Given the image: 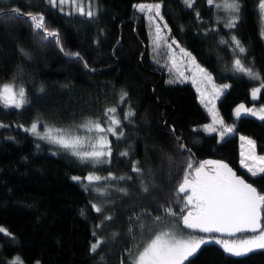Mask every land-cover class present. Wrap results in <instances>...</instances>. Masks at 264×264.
I'll use <instances>...</instances> for the list:
<instances>
[{
	"label": "trees",
	"instance_id": "1",
	"mask_svg": "<svg viewBox=\"0 0 264 264\" xmlns=\"http://www.w3.org/2000/svg\"><path fill=\"white\" fill-rule=\"evenodd\" d=\"M145 1L162 3L170 36L216 82L229 83L218 105L223 117L235 124L233 134L221 140L203 129L210 113L194 85L170 67L164 42L157 48L162 62L152 59V28L145 13L135 7ZM239 2L240 19L235 29H228L217 21L216 9L206 0H195L192 8L183 0H92L96 12L92 18L68 15L46 0H0V14L13 8L23 14H42L46 27L59 33L65 50L80 52L89 68L95 69L70 60L54 43L42 42L27 22L0 25V94L4 84L11 85L14 93L22 86L29 101L15 108L0 100V123L4 125L0 127V227L11 234L0 233V264H11L17 258V264H121L122 260L131 264L128 249L134 250L137 237L152 229L154 217L160 216L164 223L177 219L166 216L163 209L182 206L175 202L176 188L189 161L193 163L190 179L197 162L224 161L264 194V180L250 178L241 164L239 137L251 136L257 151L264 153V121L233 114L239 103L264 105V85L259 98L252 99L251 91L260 80L248 78L234 63L239 57L264 80L262 20L259 0ZM232 35L247 49L246 54L233 52ZM121 91L128 93L123 105L118 101ZM129 104L135 111L131 123L124 120ZM109 107H117L125 135L120 141L111 136V163L100 167L54 152L24 130L36 121L48 127H74L97 118L104 121V110ZM174 136L191 151L179 150ZM124 151L129 155L120 156ZM136 161L143 177L149 178L147 193L131 171ZM95 170L134 177L125 188L128 195L110 187L108 196L113 202L97 205L93 193L72 179ZM93 204L103 212H95ZM105 215L112 219L103 220ZM94 231L105 241L97 253L90 251L97 238ZM190 260L192 264H264V249L236 257L213 243L202 246Z\"/></svg>",
	"mask_w": 264,
	"mask_h": 264
},
{
	"label": "snow or ice",
	"instance_id": "2",
	"mask_svg": "<svg viewBox=\"0 0 264 264\" xmlns=\"http://www.w3.org/2000/svg\"><path fill=\"white\" fill-rule=\"evenodd\" d=\"M46 2L52 6L57 7L61 12L64 11V6L72 4L75 6L74 12H68V15L78 14L85 18H92L96 15V12L88 7L85 10L83 0L78 3L77 0H46ZM183 3L192 8L195 0H183ZM206 3L219 10H223L227 15L223 18L222 22L224 27L228 29H235L240 19L239 13L241 10V4L239 0H206ZM136 9L140 13L148 14V20L150 26L154 29L153 45L154 48L158 47L163 40L168 48H171V44L167 43V37L162 35L164 29H168V25L165 22L163 28L160 23H157V18L163 21V16L160 15L159 3H140L137 4ZM259 15L261 20L264 21V0H259L258 4ZM199 17V12L196 13ZM218 21H221L220 17H217ZM24 21L30 24L35 29V35L41 39L42 42L54 43L59 51L68 57L72 61H77L83 64L86 69H90L88 62L84 60L80 52H69L63 47L59 33L55 30H49L44 23V16L42 14H33L31 12L23 14L19 10L13 8L7 14H0V25H7L10 22ZM171 29H168L170 33ZM261 35L264 36V28H262ZM175 43V41H173ZM221 43L228 44V41L222 40ZM231 43L234 53L246 54L247 49L243 46L241 41L235 36H231ZM23 53V50H21ZM27 55V53H23ZM190 57V53L186 54ZM194 60V58H192ZM235 67L238 71L243 72L248 78L253 80H260L264 85V80H261L260 74L253 70V67H246L242 64V61L237 57L234 61ZM201 71H204L201 69ZM205 75L210 80L209 74ZM170 83L172 81H169ZM230 85H223V89H227ZM43 91V89H41ZM260 91L259 88L253 90V98H256V94ZM221 90L217 89L216 94L219 95ZM18 97V98H17ZM128 99V93L121 91L118 96L120 105L126 103ZM0 100L3 101L5 106H12L15 108H23L29 101L26 99V90L24 87H20L18 93H14L12 86L9 84L3 85V93L0 94ZM203 102V101H202ZM208 106L207 104L205 105ZM250 112L253 116L256 115L252 109H246L241 104L237 109V115L241 110ZM211 111V109H209ZM264 111V109H262ZM135 116V111L131 105H128V110L124 114V120L131 123V117ZM215 119V115H214ZM261 121H264V115L260 116ZM104 124L102 125L99 118L89 119L83 124L79 125V128L85 129L87 132H96L98 135L87 140L80 136L72 135L64 129H53L49 127L44 135H40L38 129L40 122L32 123L30 128L24 129L30 132L39 139L46 140L51 144L57 145L59 148L69 152L72 156H75L80 160L82 164L95 168L97 165L111 163L110 157L112 156L111 141L108 139V135L115 137L117 141L124 138L123 123L118 116L117 107H109L104 110L103 113ZM0 127L4 125L0 124ZM20 127H23L21 125ZM210 130L211 126H208ZM53 131L57 134L53 135ZM175 133V129L172 130ZM231 131V129H228ZM99 133H105V135H99ZM223 138V137H221ZM177 142L179 150H186V145L183 144L180 137L174 136ZM246 139V138H242ZM87 143V148L85 144ZM248 144L255 147V143L252 140H248ZM120 156H128L127 151L120 152ZM259 159L262 166L257 168L249 167L244 164L247 169V173L250 178L264 180V156L253 157ZM198 163L195 168V175L192 179L189 178L190 171L193 169V163L189 161L184 170L181 181L176 188L177 204H182L178 210L172 208H164L163 211L166 216L175 217L182 225L189 230H194L188 234L187 238H178L174 230L164 231L161 230L158 234H154V238L147 242L142 250H138L133 253L132 249H128V253L131 256V264H192L190 258L195 257L201 250L202 246L209 244H220L223 247V251L229 255L240 257L253 251L255 248L264 249V226L261 225V210L264 209V194L258 192L257 188L252 183H248L240 176H237L235 172L228 166V164L222 161H205L204 163ZM243 164V161L241 162ZM139 161L133 163L131 171L137 175L141 180V190L145 193L149 192V186L143 180V169L137 167ZM212 165L213 170L206 172L205 166ZM72 179L78 183L83 184L87 190L90 186L104 181H130L131 176H114L109 173L108 176L100 177L89 173L85 177L74 176ZM106 190L107 185L103 186ZM97 192H101L100 187L94 189ZM119 192L124 195H128L127 189L119 188ZM103 194V193H101ZM184 194V195H180ZM191 206V207H190ZM92 208L97 213H102L103 209L95 204ZM187 210V211H186ZM186 212V214H185ZM111 216L105 215L103 220H111ZM139 220L140 217H135ZM154 221H160L161 217L156 216ZM103 224V221H102ZM101 225H97L99 229ZM141 228L144 225H140ZM131 231V229H130ZM195 231L209 234L205 237L197 238ZM249 232L256 233L251 238L241 239L238 242L229 243L227 240H222L212 235L215 233L226 234L227 236H234L235 233ZM0 233L11 235L3 227H0ZM93 236L97 237L96 241L91 244L90 251L97 253L101 245L105 243L102 237L97 236L96 231L93 232ZM139 249V245L137 246ZM19 258L11 262V264H17ZM103 259V257H101ZM124 264V261H121Z\"/></svg>",
	"mask_w": 264,
	"mask_h": 264
},
{
	"label": "rangeland",
	"instance_id": "3",
	"mask_svg": "<svg viewBox=\"0 0 264 264\" xmlns=\"http://www.w3.org/2000/svg\"><path fill=\"white\" fill-rule=\"evenodd\" d=\"M77 2L79 3L80 0H77ZM83 3H84L85 10H87L89 6H91V8H93L92 0H83ZM140 3H159L161 5L160 15L163 16V21H160L157 18L156 22L160 23L161 27L163 28V24L166 22V20L164 19V15H163L162 9H161L162 3L154 2V1H145V2H138L137 4H140ZM64 10L67 12H70V11L74 12L75 6L70 3V4L64 6ZM216 11H217V17L221 18V21H218V20L217 21L222 22L223 18L227 15V13H225L223 10H219V9H216ZM145 15L148 18V14L145 13ZM148 23H149V20H148ZM149 25H150V23H149ZM167 25H168V23H167ZM151 28H152V32L154 34V29H153V27H151ZM262 28H264V21H262ZM162 35L166 36L167 37V43L171 44V48H168L165 45L166 46L165 55L170 60V67H173L175 69V71H177L185 81H188L194 85V87L198 91V95H199V99H200L201 104L210 113L211 119H210V121L206 122L203 125V129L207 133H216L218 135L219 139H221V140L224 139L226 136L233 134L235 132V124L228 122L223 117V115L220 112L219 105H218L219 100L221 99L224 92L227 90V89H223V85H225V84L229 85V83L228 82H224V83L216 82L213 75L211 74V72H209L208 69H206L203 65H201L198 62V60L195 58V56L189 50H187L186 48L181 46L176 40H174L170 36L168 29H164ZM173 41H175V43H173ZM161 42H163V40ZM163 44H165V43H163ZM157 48H161V45L158 47H155V48L153 46L152 59H154L157 63L160 64L162 62V59H160V58H162V56L157 53ZM189 53H190V57L188 55H186ZM192 58H194V60ZM201 69H203L204 71H201ZM205 73L210 75V77H211L210 80L205 75ZM262 86L263 85L261 84V81H260L259 83H257L253 87V89L251 91V98L252 99H254L253 98V90L259 88L261 91ZM217 89L221 90V93L219 95L216 94ZM260 91L256 94V98L254 100H257L259 98ZM206 104L208 105L207 107L205 106ZM241 104H243L246 109H252L254 112H256V115L253 116L250 112H246L243 109L240 111V114L237 115L236 109ZM209 109H211V111ZM262 109H264V105L261 106V105H257V104L249 105L246 103H239L237 106H235V108L233 110V114H234L235 118H239L241 116H253V117L260 118V116L264 115V111H262ZM214 115H215V119H214ZM83 123H81V124H83ZM101 123L103 125L104 121H101ZM81 124H78L77 126H74V127H56V126H53L51 128H53V129H64L67 132H70L72 135L80 136L82 138H86L87 140H91V138L98 135V133H96V132H87L85 129L79 128L78 126ZM31 125L25 126L24 128L25 129L30 128ZM208 126H211V129H214V130H210ZM48 128H49L48 126H43L40 124L39 129H38L40 135H44ZM228 129H231V131H228ZM56 134L57 133L55 131H53V135H56ZM99 135H105V133H99ZM35 137L37 138L39 143L47 144L51 148L52 151L61 152V153L71 155L69 152L59 148L57 145L51 144V143L47 142L46 140L39 139L37 136H35ZM221 137H223V138H221ZM239 137H240V141H241V162L243 161V164L241 163L242 166L244 167V164H247L249 167L258 169L259 167L262 166V164L259 161V159H254L253 157L258 158V157L264 156V153H259L257 151L256 142L254 141V139L251 136L245 135V134H239ZM110 138H111V135L109 134L108 139L110 140ZM242 138H246V139H242ZM248 140L254 141L255 147H252L251 145H249ZM85 148H87V143L85 144ZM73 157L76 160L80 161L75 156H73ZM103 165H105V164H103ZM103 165H97L96 167H100ZM91 173L94 175L100 176V177H105V176L109 175V173L103 174L97 170H95ZM110 173L113 174L114 176H117V177H119V176H130L126 173L124 174V172L118 173V172L114 171V172H110ZM133 180H134V177H132V180H130V181H104V180H101L99 182H96L92 186H90L88 188V190L91 193H93V195L95 196V203L97 205H100L103 202H104V204L107 203V205H109L110 203L113 202V201L112 202L110 201L112 199V197L108 196L109 192H110V187L126 188L128 186V184H130ZM143 180L145 183L150 182L148 176L143 177ZM138 184H140L139 187H141V180L139 178H138ZM105 185L108 186L106 188V190L103 187ZM96 187H100L101 192L95 191L94 189ZM101 193H103V194H101ZM161 230H164V231L174 230L176 232V235L178 238H187L188 234L190 232L194 231V230L186 229L177 219H171L165 223H164V221H161V220L158 222L156 221L155 224L152 226V229L145 231L142 237L141 236L137 237L135 244H134L133 252L135 253L138 250H142V247L147 242H150V239L154 238V234H158ZM195 234H196L197 238L205 237V236L209 235V234L201 233L199 231H195ZM212 235H214L217 238H220L222 240H227L229 243H232L234 241L238 242L241 239L251 238L252 236L256 235V233H242V234L235 236V237H223V236H219V235H215V234H212ZM138 245H139V249L137 248ZM256 250H261V249L255 248L253 251H256ZM253 251H251V252H253Z\"/></svg>",
	"mask_w": 264,
	"mask_h": 264
},
{
	"label": "water",
	"instance_id": "4",
	"mask_svg": "<svg viewBox=\"0 0 264 264\" xmlns=\"http://www.w3.org/2000/svg\"><path fill=\"white\" fill-rule=\"evenodd\" d=\"M13 90V89H12ZM2 93H3V87L1 89ZM14 92V91H13ZM211 161H219V160H211ZM224 162V161H222ZM226 164H228L227 162H224ZM228 166L233 170V172L236 173L237 176H240L242 177L243 179H245L242 175L238 174L237 171L231 166L228 164ZM206 172H211L213 170V166L212 165H206L205 166V169H204ZM246 182H248L246 179H245ZM250 183V182H248ZM254 186V185H253ZM255 187V186H254ZM259 192V191H258ZM261 225L263 226V212L261 210V221H260ZM241 233H249V232H241ZM241 233H235L234 236H227L226 234H221V233H215V235H219V236H223V237H235V236H238L240 235Z\"/></svg>",
	"mask_w": 264,
	"mask_h": 264
}]
</instances>
